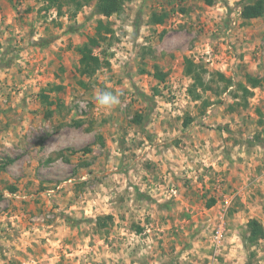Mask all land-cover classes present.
Segmentation results:
<instances>
[{
    "label": "rangeland",
    "instance_id": "374dc122",
    "mask_svg": "<svg viewBox=\"0 0 264 264\" xmlns=\"http://www.w3.org/2000/svg\"><path fill=\"white\" fill-rule=\"evenodd\" d=\"M96 2L58 16L0 0V264H264V238L244 241L264 226V80L247 106L231 87L204 109L184 75L188 58L264 79V17L244 20L247 0H125L106 20ZM100 19L109 66L90 78L77 48ZM100 90L121 103L100 108Z\"/></svg>",
    "mask_w": 264,
    "mask_h": 264
},
{
    "label": "trees",
    "instance_id": "16d2710c",
    "mask_svg": "<svg viewBox=\"0 0 264 264\" xmlns=\"http://www.w3.org/2000/svg\"><path fill=\"white\" fill-rule=\"evenodd\" d=\"M45 2V10L54 9L58 16L64 15V9L67 8L73 11V14L78 13L85 7L90 6L94 0H43ZM208 6L214 4V0H205ZM125 0H97L94 8V13L109 20L111 17L119 14L124 7ZM166 14H153L152 21L154 23H163ZM241 17L248 21L264 17V0H247L243 5L241 11ZM114 35L110 25L103 20L98 21L94 36L89 37L80 47L77 48V52L80 56L79 63L81 68V74L89 76L90 78L103 67L109 66V61L103 59L99 54H95V50L100 48L103 42L111 39ZM184 75L189 78L190 85L187 88V94L193 102H202L204 109H207L211 102L205 99L207 93L213 94L215 97L226 91L228 88L235 87L236 99H239V105L241 103L247 106L248 100L253 96V90L261 86L263 78L247 74L245 76V82L234 83L231 78L226 77L221 72H210L202 64H197L194 61L186 58L184 60ZM164 75L158 74L157 79L164 80ZM222 85V86H221ZM221 86V88H220ZM52 91L60 92L61 86H53ZM158 90H156V93ZM44 99H48V96H43ZM143 116H136L134 123L140 124ZM189 124V120L186 121ZM215 205V201L211 200L207 207L211 208ZM113 217L111 215L99 216L96 220V227L99 233L106 234L108 229L113 223ZM247 235L245 236L246 249L250 250L251 247L257 246L259 241L264 238V226L257 220L252 219L246 225ZM253 257V253H251Z\"/></svg>",
    "mask_w": 264,
    "mask_h": 264
},
{
    "label": "clouds",
    "instance_id": "9594fccd",
    "mask_svg": "<svg viewBox=\"0 0 264 264\" xmlns=\"http://www.w3.org/2000/svg\"><path fill=\"white\" fill-rule=\"evenodd\" d=\"M97 106L103 109H113L118 106L120 101V94L109 90H100L94 96Z\"/></svg>",
    "mask_w": 264,
    "mask_h": 264
},
{
    "label": "built area",
    "instance_id": "2783aa9c",
    "mask_svg": "<svg viewBox=\"0 0 264 264\" xmlns=\"http://www.w3.org/2000/svg\"><path fill=\"white\" fill-rule=\"evenodd\" d=\"M219 237H220V236L218 235V236H217V239H219Z\"/></svg>",
    "mask_w": 264,
    "mask_h": 264
}]
</instances>
